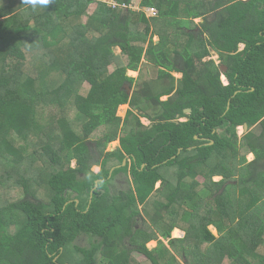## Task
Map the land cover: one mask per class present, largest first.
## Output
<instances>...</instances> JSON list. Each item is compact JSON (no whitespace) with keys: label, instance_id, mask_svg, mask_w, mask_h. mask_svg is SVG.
Here are the masks:
<instances>
[{"label":"trees","instance_id":"trees-1","mask_svg":"<svg viewBox=\"0 0 264 264\" xmlns=\"http://www.w3.org/2000/svg\"><path fill=\"white\" fill-rule=\"evenodd\" d=\"M6 1L0 264H264V0Z\"/></svg>","mask_w":264,"mask_h":264},{"label":"rangeland","instance_id":"rangeland-1","mask_svg":"<svg viewBox=\"0 0 264 264\" xmlns=\"http://www.w3.org/2000/svg\"><path fill=\"white\" fill-rule=\"evenodd\" d=\"M139 2L140 0H136L134 4H131L130 7H124L122 8V12H124L123 14H126L128 10L130 9H144V7H141L139 5ZM7 3L6 0H0V8L5 6ZM96 8V4L93 3V4H90L88 6V13L89 14H92V12L94 11V9ZM201 20H196L197 24L200 23ZM156 41H158V38L156 37L155 38ZM239 48H243V45H240ZM115 53H119V50L118 49H115ZM214 60L216 62V64L219 65V60H218V57L216 54L214 53H211V56L206 58L205 61H208V60ZM142 63H146L144 61V59L142 60ZM146 68L149 69V74L151 75H148L150 78L148 79H152L153 78H156L157 77V73H158V69L156 68H152V66H147ZM110 71H113L114 70V66H111L110 68ZM127 74L130 76V77H138V73L137 72H127ZM174 77L176 79H179L182 77V74H177V73H174L173 74ZM221 80H222V83L226 84L227 80H226V77L224 75H221ZM83 87L85 89H87L89 87V85L87 83H84ZM136 87V84H132L131 86L129 84H126L125 85V88L127 89L128 93H132V91L134 90L133 88ZM167 97H170V96H163L161 99L164 100V99H167ZM129 108V105L128 103H124V104H120L116 110V115H118L119 117L121 118H124L125 114H126V111L127 109ZM135 112H138L140 113V111L138 109H135L134 110ZM187 118L186 117H182L181 119H179L180 121H183V120H186ZM140 120L141 122L144 124V125H151V120L149 118H146V117H140ZM244 132V130L242 129L241 126H238L237 127V133L238 135H241L242 133ZM118 145V140H115V141H112L109 143V146H108V150H112L113 148H115L116 146ZM247 158L250 160L253 158V155H248ZM73 167H75V162H73ZM100 167L97 166V165H94L92 167V172L94 173H98L100 171ZM216 180L219 178V177H215ZM198 179L200 181H203L204 180V177L202 176H199ZM160 185L161 183L159 182L157 185H156V188H160ZM133 187V183H132V179L127 176L126 174H119L116 176V178L112 181L111 183V186H110V189L112 192H116V191H129L131 188ZM144 209L142 208V211ZM138 225L139 226H143L144 227V224H143V220H139L138 222ZM150 224H147L145 225V227H149ZM209 229L211 230V232L216 236L217 233L215 231V229L213 227H209ZM184 236V233L182 232L181 234L179 233V231L175 230L173 231L172 233V238H180V237H183ZM99 239L95 238V237H91V236H88L86 234H82L80 235L77 240L75 241L74 245L75 246H78L80 248H90L91 245L95 244L98 242ZM163 241L169 245V241L170 239H163ZM158 245V243L156 241H152L148 244V247L150 249H154L156 248ZM171 246V245H169ZM133 256L136 258V260H138L139 262L141 263H147V259L145 256H143L142 254L140 253H133ZM182 262H184V264L186 263L183 259H181Z\"/></svg>","mask_w":264,"mask_h":264},{"label":"built area","instance_id":"built-area-1","mask_svg":"<svg viewBox=\"0 0 264 264\" xmlns=\"http://www.w3.org/2000/svg\"><path fill=\"white\" fill-rule=\"evenodd\" d=\"M102 2L106 3L108 6H110L111 8H116V7H120L121 9L124 8V7H128L126 5H123V6H119L116 4V2L114 0H101ZM134 11H143L145 12V14L147 15L148 18H155V17H158L159 15V12L156 8H153V7H148V8H144V9H132Z\"/></svg>","mask_w":264,"mask_h":264},{"label":"flooded vegetation","instance_id":"flooded-vegetation-1","mask_svg":"<svg viewBox=\"0 0 264 264\" xmlns=\"http://www.w3.org/2000/svg\"><path fill=\"white\" fill-rule=\"evenodd\" d=\"M243 48H244V46H243ZM243 48H241V49L239 48V51L243 50ZM226 80H227V79H226ZM226 83H227V82H226ZM223 84H224V83H223ZM163 96H169V95L166 94V95H163ZM163 96H162V97H163ZM162 97H161V98H162ZM168 98H169V97H167V99H168ZM164 100H166V99H164ZM244 123H246V122H244ZM244 123H243V124H244ZM256 125H257V123L254 124V125H251V126H248V124H247V129H244V128H243V125H242L241 127H242V129L244 130V132H243L241 135H238V136L241 137V136L245 135L247 132H249V131H250L254 126H256ZM237 134H238V133H237ZM248 155H253V158H254V154H253V153H248V154L246 155V157H247ZM253 158H252V159H253ZM247 159H248V158H247ZM252 159H250V160H252ZM248 160H249V159H248ZM250 160H249V161H250ZM215 177H219V176H214V177H213L214 180H216ZM219 179H220V177H219L217 180H219Z\"/></svg>","mask_w":264,"mask_h":264},{"label":"water","instance_id":"water-1","mask_svg":"<svg viewBox=\"0 0 264 264\" xmlns=\"http://www.w3.org/2000/svg\"><path fill=\"white\" fill-rule=\"evenodd\" d=\"M220 71L223 72V73H225V72L227 71V67L224 66V65L220 66ZM184 112H185V113H191V112H192V108H190V107H189V108H185V109H184ZM178 117H179V115H178ZM151 127H152V126H151ZM243 128H244V129H247V123H244V124H243ZM125 161H126V160L124 159L122 165L125 164Z\"/></svg>","mask_w":264,"mask_h":264},{"label":"clouds","instance_id":"clouds-1","mask_svg":"<svg viewBox=\"0 0 264 264\" xmlns=\"http://www.w3.org/2000/svg\"><path fill=\"white\" fill-rule=\"evenodd\" d=\"M29 2L35 3V0H29ZM40 2H41V3H46L47 0H40ZM141 113H142V111H140V114H141ZM179 119H181V118H180V115H179V117H178V119H177L176 121H177V122H180ZM183 121H184V120H183ZM149 126H150V127L153 126V125H152V122H151V125H149ZM112 150H113V149H112Z\"/></svg>","mask_w":264,"mask_h":264},{"label":"crops","instance_id":"crops-1","mask_svg":"<svg viewBox=\"0 0 264 264\" xmlns=\"http://www.w3.org/2000/svg\"><path fill=\"white\" fill-rule=\"evenodd\" d=\"M129 72H131V71H129ZM176 230L179 231L180 234L182 233L180 230H178V229H176Z\"/></svg>","mask_w":264,"mask_h":264}]
</instances>
